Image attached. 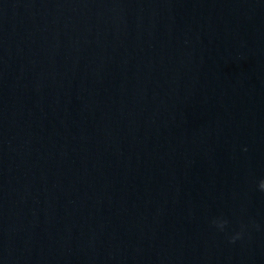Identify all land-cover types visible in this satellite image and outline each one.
<instances>
[{"label": "water", "instance_id": "obj_1", "mask_svg": "<svg viewBox=\"0 0 264 264\" xmlns=\"http://www.w3.org/2000/svg\"><path fill=\"white\" fill-rule=\"evenodd\" d=\"M261 179L264 0H0V264H264Z\"/></svg>", "mask_w": 264, "mask_h": 264}, {"label": "clouds", "instance_id": "obj_2", "mask_svg": "<svg viewBox=\"0 0 264 264\" xmlns=\"http://www.w3.org/2000/svg\"><path fill=\"white\" fill-rule=\"evenodd\" d=\"M258 187L260 190L264 191V179H261L258 183ZM212 223L220 230H223L225 225L227 224V220L223 218H216L212 221ZM240 234L237 233L235 236L230 237V241H234Z\"/></svg>", "mask_w": 264, "mask_h": 264}]
</instances>
